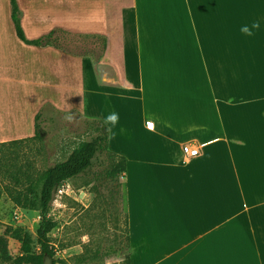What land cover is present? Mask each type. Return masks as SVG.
<instances>
[{"label":"crops","instance_id":"crops-1","mask_svg":"<svg viewBox=\"0 0 264 264\" xmlns=\"http://www.w3.org/2000/svg\"><path fill=\"white\" fill-rule=\"evenodd\" d=\"M16 3L28 41L65 29L100 35L103 46L77 55L26 42L10 0H0V143L31 136L45 107L80 111L104 126L108 151L124 158L120 177L129 173L135 202L141 183L147 195L153 222H140V209L133 224L129 209L132 262L264 264V119L245 107L264 104V0H131L116 20L106 0ZM82 5L101 29L64 26L60 7ZM114 21L115 53L105 29ZM254 21L253 36L240 31ZM66 90L82 105L66 106ZM111 112L119 115L115 126L104 123ZM188 142L199 145L197 156L183 153Z\"/></svg>","mask_w":264,"mask_h":264},{"label":"rangeland","instance_id":"rangeland-1","mask_svg":"<svg viewBox=\"0 0 264 264\" xmlns=\"http://www.w3.org/2000/svg\"><path fill=\"white\" fill-rule=\"evenodd\" d=\"M84 1L81 0V3ZM130 2L131 0H106L107 15L116 20L121 15L122 7ZM85 6L74 7L75 10L71 6H65V9L60 7L58 14L64 17L66 28L82 32L88 31L90 25H94L93 29L103 27L100 22L91 23L90 8ZM53 16L57 14L54 13ZM9 25L13 29L11 22ZM111 26L105 29L115 53L119 48L121 33L117 22L114 21ZM57 32L59 33L56 35L61 37V48L69 53L98 54L103 46L100 35L72 33L65 29ZM68 62L66 58V63ZM69 93L66 90V106H72V103L73 106H81L82 100L79 97L71 103ZM263 105L256 103L245 106L253 111H249L250 118L264 119ZM35 111L34 102L33 113ZM40 113L36 134L34 132L15 142L0 144V236L6 225L20 226L31 234L34 244L40 220L39 212L37 209L16 206L9 193H21L22 196L26 192L37 194L41 173L47 166L63 160L81 141L105 131L99 121L79 114L80 111L58 112L45 107ZM67 117H71V121ZM31 119L34 122L33 115ZM22 120L28 131L29 114ZM111 153L108 150L102 151L89 170L67 179L56 189L50 209L56 225L48 234L54 249L55 264H141L130 259L127 218L129 221L130 209L132 222L136 224V214L143 209L137 214L140 222L144 218L145 221L153 222L152 212L146 200L147 195L142 190L143 184L138 186V190L143 193L137 203V187L130 184L129 173L124 179L120 177L121 173L114 172L119 156ZM138 233V230L130 231V245L134 246L141 238ZM85 237L88 238L87 241ZM7 248L13 258L20 254V243L9 236Z\"/></svg>","mask_w":264,"mask_h":264},{"label":"trees","instance_id":"trees-1","mask_svg":"<svg viewBox=\"0 0 264 264\" xmlns=\"http://www.w3.org/2000/svg\"><path fill=\"white\" fill-rule=\"evenodd\" d=\"M12 6L11 17L14 22L16 33L18 37L26 42L45 45L53 44L61 48V37L54 36L55 30H51L48 34L28 41L24 38L23 32L18 24L17 19V3L16 0H10ZM40 112L35 116V134L37 133L38 120ZM12 140L10 142H15ZM5 142H1L3 144ZM108 150V136L106 129L101 133H97L88 140L78 143L68 155L61 161L55 162L47 166L40 176V189L39 192L32 193L26 192L22 196L21 193L10 194L13 203L24 209H37L39 212L40 220L36 228L35 244L31 234L20 226L13 227L6 225L3 234L0 236V261L4 264H42L45 256L52 260L55 264L54 249L50 244L49 232L56 225V221L50 214L51 202L54 198V193L57 187L69 178L75 177L79 174L85 173L89 170L94 159L99 153ZM112 154V153H111ZM125 168V160L119 157L114 167L115 173H121ZM7 236L17 240L20 243V254L13 258L7 248Z\"/></svg>","mask_w":264,"mask_h":264},{"label":"clouds","instance_id":"clouds-1","mask_svg":"<svg viewBox=\"0 0 264 264\" xmlns=\"http://www.w3.org/2000/svg\"><path fill=\"white\" fill-rule=\"evenodd\" d=\"M259 27H260L259 22L254 21V22H252V24L250 26L249 25L242 26L240 28V31L247 36H253L255 34V31L257 29H259ZM66 119H69V121H71V117H67ZM118 121H119L118 113L111 112L105 117L104 123L108 124V125L115 126L118 123ZM84 239L87 241L88 238L85 237Z\"/></svg>","mask_w":264,"mask_h":264},{"label":"built area","instance_id":"built-area-1","mask_svg":"<svg viewBox=\"0 0 264 264\" xmlns=\"http://www.w3.org/2000/svg\"><path fill=\"white\" fill-rule=\"evenodd\" d=\"M182 151L187 157H195L200 153V147L197 144H193V143L188 142V143H184V145L182 147ZM60 185H62V184H60ZM58 191H61V190H58Z\"/></svg>","mask_w":264,"mask_h":264},{"label":"water","instance_id":"water-1","mask_svg":"<svg viewBox=\"0 0 264 264\" xmlns=\"http://www.w3.org/2000/svg\"><path fill=\"white\" fill-rule=\"evenodd\" d=\"M0 264H4V263H2V262L0 261ZM42 264H52V260H51V258L48 257V256H45L44 259H43Z\"/></svg>","mask_w":264,"mask_h":264},{"label":"snow or ice","instance_id":"snow-or-ice-1","mask_svg":"<svg viewBox=\"0 0 264 264\" xmlns=\"http://www.w3.org/2000/svg\"><path fill=\"white\" fill-rule=\"evenodd\" d=\"M149 127H151V125H149Z\"/></svg>","mask_w":264,"mask_h":264}]
</instances>
